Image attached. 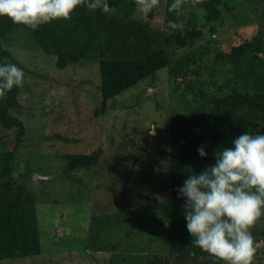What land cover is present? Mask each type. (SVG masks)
Listing matches in <instances>:
<instances>
[{
  "label": "rangeland",
  "instance_id": "1",
  "mask_svg": "<svg viewBox=\"0 0 264 264\" xmlns=\"http://www.w3.org/2000/svg\"><path fill=\"white\" fill-rule=\"evenodd\" d=\"M164 5L160 0L150 27L165 37L168 63L108 99L98 116L95 60L59 70L22 31L4 41L24 66L22 104L13 113L26 141L10 160L11 175L0 178V198L7 203L18 198L21 225L28 230L25 244L35 253L23 256L18 249L0 264H145V256L166 253L169 133L203 123L215 96L264 93V0H219L215 17L201 7L185 6L178 14ZM138 7L131 18L143 21ZM169 21L183 27L173 30ZM194 31L197 36L184 47L176 45L177 34ZM229 107L235 118L242 111L244 121V107ZM54 133L76 142L51 138ZM10 134L0 128V157ZM96 149V165L71 169L74 154ZM32 173L43 178L35 182ZM177 185L175 193L183 186ZM260 226L257 220L251 234ZM253 240V264H261L264 245Z\"/></svg>",
  "mask_w": 264,
  "mask_h": 264
},
{
  "label": "trees",
  "instance_id": "2",
  "mask_svg": "<svg viewBox=\"0 0 264 264\" xmlns=\"http://www.w3.org/2000/svg\"><path fill=\"white\" fill-rule=\"evenodd\" d=\"M108 2L110 7L116 9L110 15H105L99 10L77 7L72 12L70 20H54L35 31L12 23L7 17H0V66L9 62L24 69L15 53L4 45L6 38L16 30L22 31L42 54L53 57L56 69L62 70L82 60H95L99 77L96 89L100 95V102L98 108L93 110V114L100 115L108 99L143 78L152 76L168 63L166 39L158 30L150 27L156 7L143 21H138L131 18L136 5L135 0ZM218 2L219 0H203V3L196 7L209 9V15L212 13V17H215ZM172 3L173 0H165L164 9L168 11V6ZM185 6L191 5L184 3L179 9ZM197 34L198 31L191 32L185 37L177 34L176 45L184 47L186 40ZM238 50L239 47L233 48V54ZM210 103L211 110L203 123L193 128L172 130L169 133L165 154L170 166L172 195L166 228L167 248L166 253L161 255L152 253L145 256V264H193L194 261L196 264H221V261H214L209 254L191 243L192 237L187 231L184 216L185 198L178 197L172 186L173 183L183 185L190 174L214 164V151L231 147L233 139L244 132L254 133L259 125H264V93L231 91L213 97ZM21 104L20 88L15 86L7 93L6 98L0 99V128L11 132L10 140L0 157V178L11 175L10 160L18 147L26 141L24 126L13 113ZM232 104L244 107V121L242 111L240 114L237 111L241 119L235 118L234 111L229 107ZM217 120L223 123H229L230 120L231 123L218 125ZM261 133L264 134V128L261 129ZM50 137L64 143L76 142L75 138L62 133H54ZM201 146L207 154L205 157H200L197 152ZM98 157V149L88 154H74L70 158L71 169L96 165ZM20 188L21 186L17 184L16 189ZM17 204L18 198L10 203L0 198V260L9 259L18 249L23 256L35 253L34 248L25 244L28 230L21 225L23 216L17 211ZM258 220L261 221V226L252 231V236L255 240H262L264 245V216Z\"/></svg>",
  "mask_w": 264,
  "mask_h": 264
},
{
  "label": "clouds",
  "instance_id": "3",
  "mask_svg": "<svg viewBox=\"0 0 264 264\" xmlns=\"http://www.w3.org/2000/svg\"><path fill=\"white\" fill-rule=\"evenodd\" d=\"M147 16L160 0H135ZM184 3L191 7L203 0H173L169 12H177ZM77 7L115 12L108 0H0V17L33 31L54 20H70ZM179 14V13H178ZM173 30L183 26L169 21ZM168 32L167 29L164 30ZM24 72L12 63L0 66V99L13 87H22ZM259 125L254 133L244 132L231 141V147L214 151L215 163L199 174H190L177 189L183 204L186 228L191 243L214 261L224 264H253L256 253L250 229L264 216V134ZM200 157L207 154L197 149ZM167 226V225H166Z\"/></svg>",
  "mask_w": 264,
  "mask_h": 264
},
{
  "label": "water",
  "instance_id": "4",
  "mask_svg": "<svg viewBox=\"0 0 264 264\" xmlns=\"http://www.w3.org/2000/svg\"><path fill=\"white\" fill-rule=\"evenodd\" d=\"M189 29H190V28H189ZM191 29H192V27H191ZM186 33H188V31H187ZM31 178H32V180H34L35 182H37L40 178H43V177L40 176V175H37V174H35V173H32V174H31ZM193 264H196V262L194 261Z\"/></svg>",
  "mask_w": 264,
  "mask_h": 264
}]
</instances>
